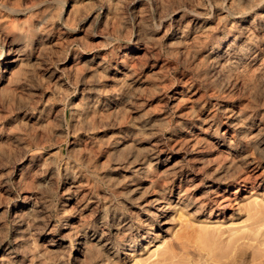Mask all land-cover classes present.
<instances>
[{"label":"rangeland","instance_id":"1","mask_svg":"<svg viewBox=\"0 0 264 264\" xmlns=\"http://www.w3.org/2000/svg\"><path fill=\"white\" fill-rule=\"evenodd\" d=\"M0 264H264V0H0Z\"/></svg>","mask_w":264,"mask_h":264},{"label":"bare ground","instance_id":"2","mask_svg":"<svg viewBox=\"0 0 264 264\" xmlns=\"http://www.w3.org/2000/svg\"><path fill=\"white\" fill-rule=\"evenodd\" d=\"M7 61H4V63H6Z\"/></svg>","mask_w":264,"mask_h":264}]
</instances>
